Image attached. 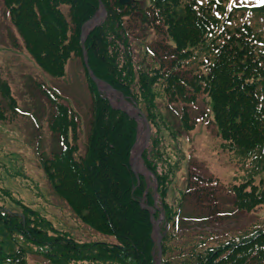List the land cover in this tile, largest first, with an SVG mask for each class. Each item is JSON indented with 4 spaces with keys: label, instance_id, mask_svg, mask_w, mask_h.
Wrapping results in <instances>:
<instances>
[{
    "label": "trees",
    "instance_id": "obj_1",
    "mask_svg": "<svg viewBox=\"0 0 264 264\" xmlns=\"http://www.w3.org/2000/svg\"><path fill=\"white\" fill-rule=\"evenodd\" d=\"M101 1L106 18L85 41L93 74L135 102L155 124L172 126L171 116L182 129L190 130L210 111L221 148L250 161L240 183L227 186L191 164L180 206L174 209L166 201L174 165L162 160L160 136H153L151 150L143 152L142 161L155 176L165 216L162 264H264V219L232 234L214 226L226 214L218 205V194L230 197L240 211L264 204V33L251 19V15L264 16L263 0L232 9L194 0V10L191 2L182 0H150L148 6ZM1 4L16 32L13 44L22 45L48 75L62 77L72 56L80 60L92 97L84 151L79 152L77 144V111L47 88L48 129L62 147L40 161L50 186L71 211L96 231L113 235L115 241H78L52 229L27 206L20 214L0 206V264H26L24 254L31 251L49 264H156L149 211L139 203L146 185L142 177L138 184L130 168L138 124L97 91L83 61L80 28L99 9L98 0H1ZM145 28L158 35L148 38L143 52L137 40L147 36ZM189 46L194 53L187 50ZM0 93L11 105L4 81ZM199 93L208 99V112L204 109L193 117L189 112L198 105ZM158 101L164 104L165 115ZM172 128L167 129L174 135ZM158 162L166 170L158 172ZM183 201H193L198 209L180 227Z\"/></svg>",
    "mask_w": 264,
    "mask_h": 264
},
{
    "label": "rangeland",
    "instance_id": "obj_2",
    "mask_svg": "<svg viewBox=\"0 0 264 264\" xmlns=\"http://www.w3.org/2000/svg\"><path fill=\"white\" fill-rule=\"evenodd\" d=\"M132 1L134 4L142 6L150 5V0ZM165 1L170 3L171 1L177 2L180 0ZM182 1L191 2L190 8L194 10V0ZM252 2L254 0L198 1V3L205 6L216 5L226 9H232L235 6L251 7L249 4ZM132 13H134V10H132ZM248 14L250 15V13ZM105 18L106 16L104 20ZM251 19L256 29L264 33V16L260 14L251 15ZM159 25L166 27L162 22ZM143 32L147 36L145 35V38L137 40L140 41L137 48L139 47L144 52V50L146 51L145 43L148 38L151 40L154 34L158 35V33L153 28H145ZM15 37V29L11 25L0 0V82L4 81L6 83L7 95L12 100L10 105L8 99L0 93V206L17 214H20L22 206H27L42 216L52 229L61 234L65 232L78 241L114 242L113 235L96 231L82 222L71 211L66 202L50 186L40 161L43 159L41 156H48L51 150L62 147L59 140H57L58 138L53 136L48 129L49 107L45 91L47 88H51L52 92L61 95L65 102L77 111L80 119L78 121L79 137L77 144L79 145V152L84 151L86 130L89 129L91 119L92 97L80 60L72 56V59H69L65 66L64 76L51 77L37 66L22 45L13 44ZM17 40L19 42L18 38ZM170 42L172 43V41ZM187 50L194 53L192 46L187 47ZM203 57L204 55L200 56V58ZM200 95L203 94L199 93L198 105L190 109V116H198L204 109L205 112H208L206 108L208 99L204 95L201 97ZM108 97L113 105L123 106L115 94L109 93ZM182 103H180V106ZM157 104L160 113L165 115L167 112L163 108L164 104L160 101ZM125 108L133 113V105L125 103ZM175 109H178V107ZM169 119L173 121L172 126L163 124L160 121L155 124V122L152 123L147 120L150 127V136L145 151L150 152L153 136L158 133L160 136L158 148L163 155L162 160L167 159L168 163L174 165L166 195V201L174 209L180 206V199L187 185V170L191 164H195L194 166L199 169L196 168L199 172L212 175L223 186L240 183L246 169L250 167L249 158L235 157L227 149L221 148V139L216 126L212 122L210 111L205 120H198L194 128L190 130L182 129L177 119L171 116ZM135 121L138 124V139L135 141L134 155L137 154L140 148L137 142L140 140L143 142L145 131L142 121ZM170 127H173L174 135L167 129ZM68 140L73 142V140H70V136ZM137 163L138 169H135V173L142 177L148 183L150 189L153 190L152 173L145 167L141 158L138 159ZM158 165V172L166 170L163 162H158ZM153 195V202L150 205L153 206L154 203L156 205L154 221H158L159 229H162L165 216L162 212L159 196ZM218 198V205L223 209V212L226 211V214L222 223L214 226H218L219 231L224 230V234L245 230L264 219V204L257 206L250 212H246L235 209L230 197L218 194ZM197 209L193 201L190 203L183 201L180 210L178 209L180 215H184L179 222L180 227L183 226V222L188 219V216L197 212ZM51 231L49 230L48 233H57ZM24 259L26 264H49L43 256L33 251L24 254Z\"/></svg>",
    "mask_w": 264,
    "mask_h": 264
},
{
    "label": "water",
    "instance_id": "obj_3",
    "mask_svg": "<svg viewBox=\"0 0 264 264\" xmlns=\"http://www.w3.org/2000/svg\"><path fill=\"white\" fill-rule=\"evenodd\" d=\"M98 2H99V9L97 10V12L90 19H88L85 23H83L81 28H80L81 47H82V51H83V61H84V65L87 69L88 75H89L90 79L94 82L97 91L104 93V95L106 97H108L109 93H112V94L114 93L117 96V98L120 100V102H122L121 104L123 105V106H120V105L115 106L110 101L111 106L115 109L123 110L130 117H132L135 120H141L144 127H145L143 146L141 147V149L138 151L137 154H135V155L133 153L131 154V160H130V168L133 171L136 179L138 180V184H140V177L135 173V165L137 163V160L139 158H141V155H142L143 151L145 150V148L147 147V144H148V140H149V136H150V127H149V123L147 121V118L144 116L143 112L137 107L135 102L127 101V99L123 96L122 92L116 90L115 88H113L111 85H109L105 81L98 79L93 74V72L91 71V69L89 68V65H88V58H87V54H86V50H85V41H86L87 33L90 29H92L96 25H100V23H102V21L104 20V17L106 16V9H105L103 2L101 0H98ZM119 3L122 5H130L132 3V0H119ZM125 103L131 104V106L133 105L134 109L131 108L133 113H131L129 110H127L125 108ZM134 146H135V144H134ZM147 193H148V188L146 187V189L144 191V196L141 198V200H139V203H140L142 208H145L149 211L150 221H151V224L153 226V230H154L155 238H156V246H157L156 264H162V249H161L162 234H161L160 229H159L158 221L157 222L154 221V215L156 213V205H155V203L153 206L148 205L147 198H146ZM155 195L157 196L156 182H155V186H154V195L153 196H155ZM162 217H163V215H162Z\"/></svg>",
    "mask_w": 264,
    "mask_h": 264
},
{
    "label": "bare ground",
    "instance_id": "obj_4",
    "mask_svg": "<svg viewBox=\"0 0 264 264\" xmlns=\"http://www.w3.org/2000/svg\"><path fill=\"white\" fill-rule=\"evenodd\" d=\"M102 93V92H101ZM104 94V93H103ZM114 94V93H113ZM143 142H144V138H143ZM143 142H141V140L138 143V145L140 146V148L138 149V151L141 149V147L143 146ZM138 153V152H137ZM134 154V153H133ZM138 161V160H137ZM135 169H138V163H136L135 165ZM143 170V169H142Z\"/></svg>",
    "mask_w": 264,
    "mask_h": 264
}]
</instances>
